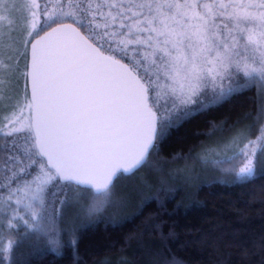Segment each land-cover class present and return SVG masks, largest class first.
Here are the masks:
<instances>
[{
  "label": "snow or ice",
  "instance_id": "1",
  "mask_svg": "<svg viewBox=\"0 0 264 264\" xmlns=\"http://www.w3.org/2000/svg\"><path fill=\"white\" fill-rule=\"evenodd\" d=\"M16 12L19 33L0 30V264L75 253L174 129L264 97V0H0V22ZM238 124L214 163L233 183L264 179V105ZM134 194L175 198L166 181Z\"/></svg>",
  "mask_w": 264,
  "mask_h": 264
},
{
  "label": "trees",
  "instance_id": "2",
  "mask_svg": "<svg viewBox=\"0 0 264 264\" xmlns=\"http://www.w3.org/2000/svg\"><path fill=\"white\" fill-rule=\"evenodd\" d=\"M262 105L264 97L253 88L171 132L156 156L164 158L161 164H167V170L186 165L185 175L167 171L163 177L174 199L142 205V197L134 193L161 182L155 171L142 167L117 181L118 190L128 197L118 220L104 219L81 231L75 253L65 248L59 256L50 250L43 256L29 255L22 248L18 258L31 264H264V179L233 183L226 172L192 181L189 177L194 172L192 157L210 148L221 150L235 131L231 126L252 124ZM214 156L207 162L223 158ZM141 208L142 215L137 211Z\"/></svg>",
  "mask_w": 264,
  "mask_h": 264
},
{
  "label": "rangeland",
  "instance_id": "3",
  "mask_svg": "<svg viewBox=\"0 0 264 264\" xmlns=\"http://www.w3.org/2000/svg\"><path fill=\"white\" fill-rule=\"evenodd\" d=\"M4 15H7V14L5 13ZM19 16H20V13L16 12L11 17H8L4 21L0 22V30H5L6 31L7 28L9 27V22H11V27L16 30L15 32H13V34L14 35L18 34L19 31L22 29V27H20L21 26L20 24L23 25L22 17L20 16V19H18ZM224 155H225V152H224V145H223L221 147V150H219L217 148H213V149L210 148V149L205 150L203 153H198L194 157H192L190 163H192V165L194 167H192V171L191 172H193V171L194 172L189 176L191 178V181L193 179L195 180L197 177L198 178L205 177V175H210V174L217 175L219 173L220 174H225L226 171H224V169L227 168L228 165H226V164L225 165H217V164L214 163V161L207 162V161H209L210 158L213 159V156L215 158H221ZM163 159L164 158L160 159L159 157L154 156L152 158V166L146 167V168L150 169L151 173H155L156 172L159 175V177H160V181H164L163 177L167 174V171H169L171 173V175H175V174H172V173H176V172L178 173V172L183 171V174L185 175L184 170H185V166L186 165L182 166V167L181 166L177 167V166L173 165V166H171V169L167 170L166 169V165L167 164H165V163L161 164ZM196 170H199V171H196ZM185 171H187V170H185ZM161 178H163V180ZM146 179H147L146 176L142 177L143 181L146 180ZM121 211L122 210L119 211V215H120ZM111 220L116 222V220H118V218L111 219ZM6 264H9V262H6Z\"/></svg>",
  "mask_w": 264,
  "mask_h": 264
}]
</instances>
